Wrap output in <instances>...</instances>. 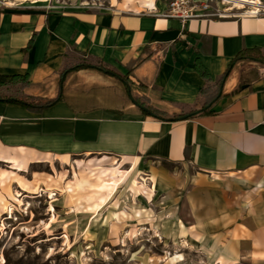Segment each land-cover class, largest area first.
I'll list each match as a JSON object with an SVG mask.
<instances>
[{
  "label": "crops",
  "instance_id": "1",
  "mask_svg": "<svg viewBox=\"0 0 264 264\" xmlns=\"http://www.w3.org/2000/svg\"><path fill=\"white\" fill-rule=\"evenodd\" d=\"M167 12L157 0L62 11L0 7V74L26 75L27 95L58 99L39 112L0 102V163L12 170L0 171V187L11 182L35 194L41 189L31 191L16 175L30 165L75 156L115 160L129 173L114 194L67 191V183L56 190L67 196L89 191L84 206L70 207L88 214L73 237H81L135 177L148 205L146 221L138 222L135 204L132 211L117 209L113 223L127 214L126 234L146 229L158 237L170 251L161 264H186L187 251L212 264H264V64L237 62L202 115L199 90L207 82L195 69L197 60L214 83L242 49L258 48L264 57V16L180 19ZM77 56L126 78L86 68L61 79ZM136 104L167 117L149 116ZM190 109L193 116L171 120ZM106 229L113 246L112 229Z\"/></svg>",
  "mask_w": 264,
  "mask_h": 264
},
{
  "label": "rangeland",
  "instance_id": "2",
  "mask_svg": "<svg viewBox=\"0 0 264 264\" xmlns=\"http://www.w3.org/2000/svg\"><path fill=\"white\" fill-rule=\"evenodd\" d=\"M111 0H0L1 8H11L19 3L44 7L48 11H62L73 5L92 8H107ZM167 10L170 4L178 2L180 7L192 9L191 11L207 18H239L254 13L255 5L247 2L238 4L232 0H157ZM255 1L260 7L253 16H264V0ZM252 15V14H251ZM81 65H95L91 60L77 56L75 61L67 68ZM29 87L20 85L0 88L4 97H15L33 103H43L44 99H32L26 94ZM31 97V98H30ZM104 159V158H103ZM79 160L73 167L72 161ZM85 157L75 156L63 163L60 159L52 163L35 164L28 167L27 172H18L22 180L28 183L35 194L22 193L16 184L6 182L0 187V195L6 196L7 201H0V264H161L160 261L167 248L163 242L146 229L125 233L126 221L131 216L115 222L112 218L119 208L129 211L137 205L135 214L138 222L146 221L149 209L146 200L142 198L139 183L131 177L119 187L115 200L107 210L87 225V231L79 238L74 232L77 226L84 227L88 214L71 213L70 207L84 206L89 197V191L76 190L71 196L56 191L65 184L67 191L87 187L92 191L114 194L118 185L129 173L122 169V164L111 161L87 160ZM92 161V162H91ZM96 161V162H95ZM0 171H12L7 164L0 163ZM53 176V178L49 177ZM64 175V176H63ZM140 182L149 191L150 184L146 177H138ZM72 183L75 182V185ZM49 189V191H45ZM153 191V190H152ZM16 192L22 195L17 199ZM141 195V196H140ZM11 199V200H10ZM6 206V207H5ZM54 206V208L52 207ZM139 211V212H138ZM140 213V216H138ZM103 215V216H102ZM145 216L144 219L141 217ZM131 222V221H130ZM131 225L132 223H128ZM107 227L112 229L115 239L106 242ZM134 229V227L130 226ZM142 228V227H141ZM66 230V231H65ZM68 231V232H67ZM117 245V246H116ZM124 245V248L121 247ZM172 253L175 251H171ZM186 264H212V258L202 261L203 255H194L187 251ZM167 253V254H169ZM151 257V258H150Z\"/></svg>",
  "mask_w": 264,
  "mask_h": 264
},
{
  "label": "trees",
  "instance_id": "3",
  "mask_svg": "<svg viewBox=\"0 0 264 264\" xmlns=\"http://www.w3.org/2000/svg\"><path fill=\"white\" fill-rule=\"evenodd\" d=\"M242 60H251V61L258 60L260 63L264 64V57L261 55V52L258 48L242 49L241 51H239L234 56V58L230 61L225 72L214 83H211V80H210L209 76L207 75L205 69L202 67V65L197 60L195 61V69H196L197 73L201 76V78H203L207 82V85L199 90V94L201 96L205 97L203 110L199 114L202 115V114L208 113V111L204 108L206 107V105L211 103L213 99L216 98V95H217L216 92L218 91V87L220 86V84L222 82H224V80L227 78V76L231 72L234 65L237 62L242 61ZM86 68H95V69H98L102 72L112 74L113 76L119 77L121 79L126 78V77H121V76L117 75L116 73L111 72L109 69H107L103 65L96 63L95 65H84L83 67L81 65H76V66H73L72 68H66L61 73V79L64 76H66V74H68L69 72L77 71V70H81V69H86ZM13 85H20L21 88H23V87H29L30 83L28 82L26 75H1L0 74V88L10 87ZM213 86L215 87V91H214V93L210 94V92H209L210 88ZM32 99L35 100L37 98L32 97ZM57 101H58V99H53V100L45 101L43 103H38V102L33 103V102H28V101L23 100V99L15 98V97H4L0 94V102L7 103V104L19 105V106H22V107L30 110V111H34V112H39L42 109L51 106L52 104H54ZM146 109L149 110L150 112H152L154 114V117H156V118H166L167 117V115L165 113L157 111L153 108H146ZM143 113L147 114L145 111H143ZM194 113H195V110H192V109H190L189 111H186V112L182 111L180 114L174 116L171 120H177L183 116H188V115L191 117L194 115Z\"/></svg>",
  "mask_w": 264,
  "mask_h": 264
},
{
  "label": "built area",
  "instance_id": "4",
  "mask_svg": "<svg viewBox=\"0 0 264 264\" xmlns=\"http://www.w3.org/2000/svg\"><path fill=\"white\" fill-rule=\"evenodd\" d=\"M169 8L170 9L168 10L167 15L172 17H178L180 19H190L199 16L198 14L192 12V9L180 7L178 5V2L171 3Z\"/></svg>",
  "mask_w": 264,
  "mask_h": 264
},
{
  "label": "bare ground",
  "instance_id": "5",
  "mask_svg": "<svg viewBox=\"0 0 264 264\" xmlns=\"http://www.w3.org/2000/svg\"><path fill=\"white\" fill-rule=\"evenodd\" d=\"M232 1H234V3H237V5L241 4V3H245V2H247V3L251 4V5H255V7L253 8L255 13H250L249 15H251V14L255 15L258 11H260L259 10L260 7L258 6L259 4H257V2H255V1H252V2H248L247 0H232Z\"/></svg>",
  "mask_w": 264,
  "mask_h": 264
},
{
  "label": "water",
  "instance_id": "6",
  "mask_svg": "<svg viewBox=\"0 0 264 264\" xmlns=\"http://www.w3.org/2000/svg\"><path fill=\"white\" fill-rule=\"evenodd\" d=\"M256 61H258V60H256ZM259 62V61H258ZM138 107H140L143 111H145L149 116H152V117H154V114L152 113V112H150L149 110H147L145 107H142V106H140L139 104H136ZM195 114V113H194ZM188 117H190L189 115L188 116H183V117H181V119L182 118H188ZM180 119V118H179Z\"/></svg>",
  "mask_w": 264,
  "mask_h": 264
}]
</instances>
